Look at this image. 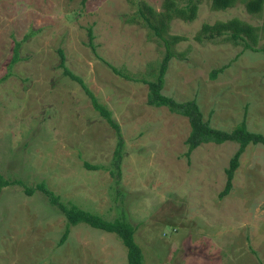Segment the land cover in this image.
<instances>
[{"label": "rangeland", "instance_id": "1", "mask_svg": "<svg viewBox=\"0 0 264 264\" xmlns=\"http://www.w3.org/2000/svg\"><path fill=\"white\" fill-rule=\"evenodd\" d=\"M137 1L0 0V174L30 186L41 180L65 203L124 218L144 264H264V144L245 145L218 197L237 143L201 142L185 154L187 118L146 102L147 85L134 78L153 77L163 46L135 18ZM140 1L160 9L161 0ZM233 15L261 20L241 1L211 9L209 0L191 20L170 19L168 32L185 36L174 44L184 54L169 58L160 91L194 98L211 126L244 119L264 134V54L193 38L201 22ZM58 47L119 125L118 173L114 129L62 72ZM63 225L40 190L0 186V264H127L113 232L78 222L57 244Z\"/></svg>", "mask_w": 264, "mask_h": 264}, {"label": "trees", "instance_id": "2", "mask_svg": "<svg viewBox=\"0 0 264 264\" xmlns=\"http://www.w3.org/2000/svg\"><path fill=\"white\" fill-rule=\"evenodd\" d=\"M83 0H81L82 2ZM201 0H161L160 9L155 10L149 4L138 0L136 2L135 18L139 17L140 22L146 25L153 35L159 38L163 46V53L158 61L156 73L150 79L143 77L134 78L146 83V102L151 105H164L169 111L179 113L187 118L189 130L184 139L186 144L185 154L201 142H222L224 140H233L237 143L236 148L230 155L227 165L224 167L225 181L223 187L218 191V197L226 194L231 187L233 171L238 165V156L248 143L264 144V134L259 131H252L246 128L244 119H241L230 129H221L211 126L207 119L202 118V113L194 98L185 100H175L169 95L163 94L160 89L163 84L164 72L167 62L171 56L183 57L184 50H176L174 44L185 38L178 33H169L168 26L170 19L176 17L183 20H191L195 17L198 3ZM241 1L244 9L251 14L259 15V23H251L238 16H230L224 19H215L212 22L203 21L195 30L193 38L198 41L220 40L229 41L232 44H240L242 48H248L260 51L264 54V0H209L211 9H221L234 5ZM133 16V15H132ZM133 17V20H136ZM88 42L91 44V28L87 27ZM17 41L14 45L16 49ZM59 54L58 64L62 66V72L76 80L84 92L90 98L92 107L109 123L116 134V145L113 149L112 165L115 166L118 173V162L121 156L122 138L118 123L111 117L110 110L102 103L97 101L92 92L86 87L85 83L78 75L72 73L63 63L64 53L61 48H57ZM14 52L10 62L15 59ZM224 65L213 67L209 71L210 77H214L222 70ZM113 70L124 77L131 78L120 70L112 67ZM88 168L96 167V164L83 162ZM110 171L112 169L110 168ZM18 183L26 194H31L34 189L40 190L46 197L49 204L55 206L64 217L63 229L56 241L60 244L67 237L70 226L78 222H84L92 227L100 228L113 232L125 247V258L127 264H144L142 252L139 245L133 238L135 226L122 217L107 219L100 214L77 206L72 202H63L59 196L50 190L43 181L35 183L33 186L26 185L19 179L3 178L0 174V186Z\"/></svg>", "mask_w": 264, "mask_h": 264}]
</instances>
